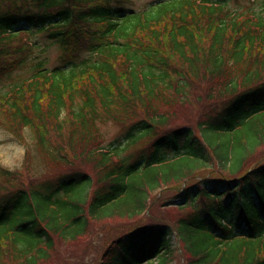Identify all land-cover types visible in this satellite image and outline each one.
Masks as SVG:
<instances>
[{"label":"trees","instance_id":"trees-1","mask_svg":"<svg viewBox=\"0 0 264 264\" xmlns=\"http://www.w3.org/2000/svg\"><path fill=\"white\" fill-rule=\"evenodd\" d=\"M0 128L27 147L0 165V264L116 220L92 264H264V0H0ZM35 156L67 172L37 186Z\"/></svg>","mask_w":264,"mask_h":264},{"label":"rangeland","instance_id":"rangeland-1","mask_svg":"<svg viewBox=\"0 0 264 264\" xmlns=\"http://www.w3.org/2000/svg\"><path fill=\"white\" fill-rule=\"evenodd\" d=\"M137 3H143L147 0H133ZM232 5L237 7L234 3ZM36 40L41 41L40 44H44V38L42 36L35 37ZM42 54L40 51L38 54H41L42 58H48L50 65L58 64V60L62 54L61 49L51 46L44 48L42 46ZM41 47V48H42ZM104 135L106 141L109 143L112 140L118 138L123 134L122 127L120 125H115L109 123L103 127ZM27 141L30 145L33 144L31 140V134L27 132L26 134ZM32 147V146H31ZM32 150L36 154L35 147H32ZM135 146L129 148L124 155H129L134 152ZM26 146L16 140L9 132L0 128V165L9 170L24 169V161L26 155ZM36 159L33 163V166L30 168L28 181L33 182L35 185H50L55 179L67 172L63 168L55 169L52 166H49L46 162L42 161L39 157L35 156ZM165 193L163 191L154 192V196L151 200V203H154L155 209L152 210V214H155L157 217L166 218L167 215L171 214L164 211V208H160V199H165ZM147 221L150 222L152 219L151 216L148 217ZM119 221H107L106 223L95 224L90 228L89 236L87 239L82 241V244H78L72 247L60 246L56 249L57 261L53 264H92L94 259L97 258L98 254L102 250V245L106 240H113L122 233L120 230ZM179 246L178 239L175 237L173 239V248ZM174 264H180V258L175 261ZM182 264H184L182 262Z\"/></svg>","mask_w":264,"mask_h":264}]
</instances>
